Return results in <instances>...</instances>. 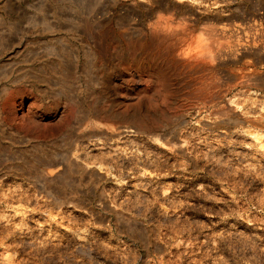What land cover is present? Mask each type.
<instances>
[{"label": "rangeland", "instance_id": "374dc122", "mask_svg": "<svg viewBox=\"0 0 264 264\" xmlns=\"http://www.w3.org/2000/svg\"><path fill=\"white\" fill-rule=\"evenodd\" d=\"M93 4L0 0V264H264V0Z\"/></svg>", "mask_w": 264, "mask_h": 264}, {"label": "bare ground", "instance_id": "6f19581e", "mask_svg": "<svg viewBox=\"0 0 264 264\" xmlns=\"http://www.w3.org/2000/svg\"><path fill=\"white\" fill-rule=\"evenodd\" d=\"M97 1H99V0H93V2L91 1V3H86V1L85 0H80V4H82V5H84L85 4V8L86 9H88V11L89 10H91L92 9V7H94L93 5V3H97ZM90 4L92 5V7H90ZM90 7V8H89ZM83 8V7H82ZM84 11V10H83ZM87 12V11H86ZM84 16V15H83ZM83 16H82V18H83ZM81 18V20H79V23H83L84 25L86 24V20H83ZM85 19V18H84ZM89 19V18H88ZM33 20V19H32ZM78 22V21H77ZM169 22V21H168ZM171 23V22H170ZM44 24H46V23H44ZM83 24H81V25H83ZM90 28V27H89ZM91 30V29H90ZM174 30V29H173ZM102 31L103 30H99L98 32H99V34H100V36L103 34H105V32L104 33H102ZM171 36V35H170ZM103 51V50H102ZM107 51V50H106ZM109 79H111V78H109V75H107L106 77H105V82H104V84L102 85V89H103V91H104V88L105 87H107V85H108V83H109ZM106 89V88H105ZM104 93H106L105 91H104ZM74 94V93H73ZM77 94V93H76ZM93 94V93H92ZM72 95V94H71ZM74 97H75V95H73ZM99 96V95H98ZM98 96H96V97H98ZM103 96V95H102ZM71 98H72V96H71ZM92 98V97H91ZM73 99V98H72ZM95 99V98H94ZM100 99V98H99ZM92 100V99H91ZM98 103V102H97ZM113 103H115V100H112V104ZM79 107H80V105H78ZM78 107V108H79ZM94 109V108H93ZM99 109H100V107H99ZM83 110V109H82ZM78 111V110H77ZM85 111V110H84ZM95 110H93V112H94ZM97 111V113L99 112V110H96ZM107 111V110H106ZM106 111H105V113H106ZM112 111H114V110H112ZM104 112V111H103ZM83 113V112H82ZM133 114V113H132ZM97 115V114H96ZM95 115V116H96ZM98 115H100V114H98ZM97 115V117H99ZM135 115V114H134ZM137 115L138 114H136V116L135 117H137ZM109 116V115H108ZM112 118L111 119H114L113 117H118L119 116V114H118V111H114L113 113H112ZM110 116V117H111ZM131 116V115H130ZM133 116V115H132ZM106 117V116H105ZM104 117V118H105ZM123 117V116H122ZM140 117V116H139ZM146 117V116H145ZM109 118V117H108ZM138 118V117H137ZM110 119V118H109ZM117 119V118H116ZM142 119V118H141ZM146 119V118H145ZM144 119V120H145ZM139 121H141V120H139ZM148 121V120H147ZM93 122V121H92ZM151 122V121H150ZM91 123V122H90ZM96 123H97V121H96ZM140 124V123H139ZM99 125H100V123H99ZM148 125V124H147ZM222 125V122H219V123H216L215 124V126H221ZM85 126V125H84ZM143 126H145V127H143V128H146L147 126L146 125H143ZM1 127V126H0ZM129 127V126H128ZM137 127V126H136ZM92 128H94V127H92ZM92 128L90 129V131L92 132ZM120 128H123L122 126H120ZM125 128H127V127H125ZM134 128V127H133ZM140 128H141V126H140ZM148 128V127H147ZM147 128H146V130H147ZM74 129V128H73ZM99 129V128H98ZM124 129V128H123ZM155 128L153 127V124L152 125H150L149 126V130L150 131H153ZM157 129V128H156ZM72 130V129H71ZM75 130V129H74ZM128 130V128L127 129H124V130H120V131H118L116 134H122V132H124V131H127ZM132 130V127L128 130V131H131ZM95 131V130H94ZM116 131V130H115ZM2 132H3V130H2ZM65 132V131H64ZM68 132V131H67ZM71 132V131H70ZM75 132H77V131H75ZM134 132V131H133ZM148 134H149V132H147ZM146 133V134H147ZM69 134V133H68ZM63 135L64 136V139H66V138H68V140H69V135ZM92 134H94V132H92ZM103 134H104V131H103ZM102 134V135H103ZM151 134V133H150ZM76 135V134H75ZM94 136H97L96 134H94ZM88 137V136H87ZM100 137H102V136H100V135H98L96 138H100ZM105 137V136H104ZM72 138V137H71ZM103 138V137H102ZM107 138H111V136H108ZM64 139H62L63 140V147L64 148H61V149H56V148H52L51 150H47L46 151V153H42V152H40V153H42L41 154V157L43 158V159H45V160H49V162L48 163H46V168H45V170L43 169V174L44 175H42V179H40V178H38V177H36V178H38L40 181H41V183H42V185H41V190L43 189V191H45V192H47V188L50 186H52V185H50L53 181L55 182H57V180L58 181H61V182H63V183H71V182H73L72 181V179H69V177H70V175H69V171H70V165H72L71 164V161L69 160V158H68V152H69V147H68V145H69V141L68 140H64ZM61 140V141H62ZM184 143V142H183ZM178 144H181V143H178ZM173 145H175V143L173 144ZM182 145V144H181ZM37 146V145H36ZM39 146V145H38ZM41 146V145H40ZM169 147V146H168ZM170 147H171V145H170ZM51 148V147H50ZM171 148H173V146L171 147ZM45 150V149H44ZM38 151H40V150H38ZM219 155V154H218ZM192 160V159H191ZM44 161V160H43ZM45 162V161H44ZM59 163H61V166H62V164L64 165V167L66 168L64 171H63V173H61V174H58V173H60V171H59V169H60V164ZM45 166V165H44ZM43 166V167H44ZM235 170V169H234ZM38 171V170H37ZM39 171H40V169H39ZM42 172H41V174H42ZM58 172V173H57ZM40 174V175H41ZM53 174H55V175H57V177L56 178H58V179H53V178H50L49 176H52ZM37 176H39V175H37ZM40 177V176H39ZM48 177L50 178V179H48ZM29 178V177H28ZM31 178V177H30ZM35 178V177H34ZM34 180H37V179H34ZM38 181V180H37ZM36 181V182H37ZM35 182H33V184H34ZM35 187V186H34ZM36 188V187H35ZM34 188V189H35ZM49 189H51V188H49ZM41 190L39 189H37V191H40L41 192ZM42 191V192H43ZM51 191H53V188L51 189ZM44 193V192H43ZM56 193V192H55ZM68 193V192H67ZM37 194H39V192H37ZM51 194V193H50ZM102 194V193H101ZM48 196H49V192H48V194H47ZM41 196V195H40ZM53 196V195H52ZM53 197H56L55 195L53 196ZM52 197V198H53ZM46 198V197H45ZM59 198V197H58ZM54 200L56 199V198H53ZM74 202V201H73ZM115 210V209H114ZM114 213V212H113ZM116 214H117V212H116ZM116 218V217H115ZM120 218H122V216H120L119 215V218L118 219H120ZM128 219V218H127ZM123 221V220H122ZM131 221V220H130ZM117 222V221H116ZM139 227V226H138ZM136 228V227H135ZM140 228V227H139ZM142 228V227H141ZM128 229V228H127ZM141 230V229H140ZM131 231V230H130ZM145 231V230H144ZM143 232V231H142ZM146 233V232H145ZM156 237V236H155Z\"/></svg>", "mask_w": 264, "mask_h": 264}]
</instances>
